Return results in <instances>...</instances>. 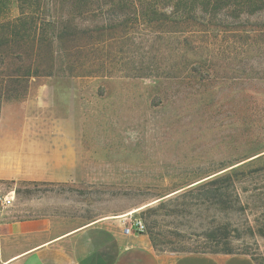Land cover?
<instances>
[{
	"label": "rangeland",
	"instance_id": "obj_1",
	"mask_svg": "<svg viewBox=\"0 0 264 264\" xmlns=\"http://www.w3.org/2000/svg\"><path fill=\"white\" fill-rule=\"evenodd\" d=\"M51 2L39 0L37 22L45 20ZM19 8L18 0H0V24L18 18ZM194 35L184 32L179 37H187L188 46L178 47L172 32L135 31L129 33V43L109 40L82 55L66 41L54 40L51 50L33 61L47 64L36 76L11 84L12 93L6 92L8 78L0 79V113L4 105L21 103L60 77L78 80L90 101L98 96L127 101L112 111L127 115L121 131L137 145L136 184L0 181V198L14 196L0 216L81 224L103 219L118 222L123 230L136 218L145 231L134 235L144 236L156 253L174 255L210 252L206 237L222 227L218 237L228 238L233 253H249L256 264H264V177L239 187L245 208L234 203L230 210L196 189L243 161L260 157L253 165L264 167V48L232 49L219 41L199 46ZM195 54L205 58L197 60ZM194 67L200 75L193 74ZM138 70L148 75H138ZM131 163L132 158L130 168Z\"/></svg>",
	"mask_w": 264,
	"mask_h": 264
},
{
	"label": "crops",
	"instance_id": "obj_2",
	"mask_svg": "<svg viewBox=\"0 0 264 264\" xmlns=\"http://www.w3.org/2000/svg\"><path fill=\"white\" fill-rule=\"evenodd\" d=\"M86 95L78 80L60 77L23 102L4 105L0 181L136 184L137 145L121 131L128 117L112 111L127 101ZM0 217V264H256L248 255L156 253L144 236L125 235L116 221Z\"/></svg>",
	"mask_w": 264,
	"mask_h": 264
},
{
	"label": "trees",
	"instance_id": "obj_3",
	"mask_svg": "<svg viewBox=\"0 0 264 264\" xmlns=\"http://www.w3.org/2000/svg\"><path fill=\"white\" fill-rule=\"evenodd\" d=\"M18 1L20 16L0 24V79L8 78L10 82L6 86L7 93L15 91L9 89L11 84L36 76L40 67H47V64L33 61L40 54L48 53L54 40L66 41L80 55L109 40L129 43V33L135 31L172 32L177 36L178 47L181 43L188 46V38L179 37L187 32L195 34L193 39L200 43L199 46H202L201 42L211 46L213 41H219L222 46L232 49L254 45L258 49L264 48V0H50L49 12H45V20L39 22L35 19L39 0ZM62 9L66 11L58 15V10ZM58 16L62 17L58 19ZM47 28H51V33H47ZM160 38L157 36L156 39ZM195 55L197 60L204 57ZM12 62L18 65L15 70H11ZM6 69L10 72H5ZM191 71L197 75L201 73L196 67ZM136 74L148 75L139 70ZM6 92L3 95L7 96ZM1 104L0 96V107ZM258 159L260 157L247 163L240 162L229 172L198 183L196 189L204 190L211 199H219L220 205L230 210L234 203L245 208L239 187L264 177V167L253 165ZM221 230L222 227L213 228L206 237L210 252L191 253L248 255L252 258L249 253H233L228 248V238L218 237Z\"/></svg>",
	"mask_w": 264,
	"mask_h": 264
},
{
	"label": "built area",
	"instance_id": "obj_4",
	"mask_svg": "<svg viewBox=\"0 0 264 264\" xmlns=\"http://www.w3.org/2000/svg\"><path fill=\"white\" fill-rule=\"evenodd\" d=\"M14 196L7 195L0 198V209H5L10 207L13 204ZM125 235H134V234H142L145 231V226L143 222L136 218H131L129 221V226L124 228Z\"/></svg>",
	"mask_w": 264,
	"mask_h": 264
},
{
	"label": "bare ground",
	"instance_id": "obj_5",
	"mask_svg": "<svg viewBox=\"0 0 264 264\" xmlns=\"http://www.w3.org/2000/svg\"><path fill=\"white\" fill-rule=\"evenodd\" d=\"M137 211H138V210H134V211H132L131 213H129V215L132 214V213H136ZM5 264H6V263H5Z\"/></svg>",
	"mask_w": 264,
	"mask_h": 264
}]
</instances>
